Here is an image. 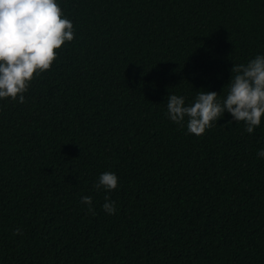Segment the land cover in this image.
<instances>
[{
	"label": "trees",
	"instance_id": "16d2710c",
	"mask_svg": "<svg viewBox=\"0 0 264 264\" xmlns=\"http://www.w3.org/2000/svg\"><path fill=\"white\" fill-rule=\"evenodd\" d=\"M57 3L75 38L0 99V264H264V117L196 136L166 115L170 93L226 99L264 54V0Z\"/></svg>",
	"mask_w": 264,
	"mask_h": 264
},
{
	"label": "clouds",
	"instance_id": "9594fccd",
	"mask_svg": "<svg viewBox=\"0 0 264 264\" xmlns=\"http://www.w3.org/2000/svg\"><path fill=\"white\" fill-rule=\"evenodd\" d=\"M75 38L73 22L68 19L57 0H0V99L11 98L25 102L23 95L39 73L50 70L58 52L66 42ZM231 85L223 101L215 91L199 92L194 103L185 105V98L176 94L167 97L168 118L196 136L203 135L227 111L232 121L244 122L245 131L253 133L264 117V54L257 55L246 65L234 64ZM230 122V121H229ZM264 158V149L258 152ZM96 189L114 191L118 176L103 172ZM104 211L113 215L115 201L105 196ZM81 203L92 205V198L84 196ZM89 212L95 215L92 207ZM16 229L14 235L19 234Z\"/></svg>",
	"mask_w": 264,
	"mask_h": 264
}]
</instances>
